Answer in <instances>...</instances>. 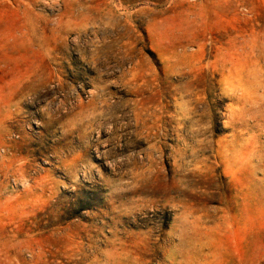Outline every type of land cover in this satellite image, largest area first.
Returning <instances> with one entry per match:
<instances>
[{"label": "rangeland", "instance_id": "1", "mask_svg": "<svg viewBox=\"0 0 264 264\" xmlns=\"http://www.w3.org/2000/svg\"><path fill=\"white\" fill-rule=\"evenodd\" d=\"M0 264H264V0H0Z\"/></svg>", "mask_w": 264, "mask_h": 264}]
</instances>
